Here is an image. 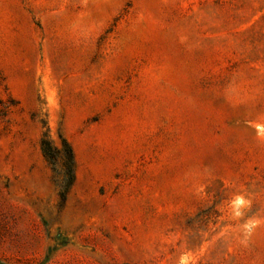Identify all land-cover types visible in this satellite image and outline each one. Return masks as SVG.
<instances>
[{"label": "rangeland", "instance_id": "374dc122", "mask_svg": "<svg viewBox=\"0 0 264 264\" xmlns=\"http://www.w3.org/2000/svg\"><path fill=\"white\" fill-rule=\"evenodd\" d=\"M0 264H264V0H0Z\"/></svg>", "mask_w": 264, "mask_h": 264}, {"label": "trees", "instance_id": "16d2710c", "mask_svg": "<svg viewBox=\"0 0 264 264\" xmlns=\"http://www.w3.org/2000/svg\"><path fill=\"white\" fill-rule=\"evenodd\" d=\"M41 148L46 159L55 164L57 159L61 156L64 161L65 167V178L64 187L65 189L61 191V197L64 200L67 192V188L73 184L75 179V157L71 145L67 142H63L62 148H53L48 140H43L41 143Z\"/></svg>", "mask_w": 264, "mask_h": 264}]
</instances>
